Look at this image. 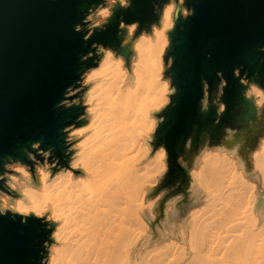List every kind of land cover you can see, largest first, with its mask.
<instances>
[{
  "label": "clouds",
  "instance_id": "1",
  "mask_svg": "<svg viewBox=\"0 0 264 264\" xmlns=\"http://www.w3.org/2000/svg\"><path fill=\"white\" fill-rule=\"evenodd\" d=\"M132 7L133 0H97L73 26L89 50L53 105L76 113L59 129L61 154L37 139L23 159L0 157V218L38 222L35 264H264V129L255 147L229 126L195 149L189 135L188 157L173 159L157 143L178 91L170 34L195 9L188 0H151L154 19L142 24L125 20ZM113 17L118 44H89ZM242 68L232 76L255 110L251 126L264 119V85ZM215 76L214 89L201 78L198 102L200 113L214 106L213 125L227 109L228 82L219 70ZM176 167L186 183L165 182Z\"/></svg>",
  "mask_w": 264,
  "mask_h": 264
},
{
  "label": "water",
  "instance_id": "2",
  "mask_svg": "<svg viewBox=\"0 0 264 264\" xmlns=\"http://www.w3.org/2000/svg\"><path fill=\"white\" fill-rule=\"evenodd\" d=\"M97 0H0V157L5 154L23 159L22 149L40 139L54 145L61 154L59 129L74 118L75 110L56 109L65 86L76 78L79 55L89 48L82 33L73 31L89 6ZM195 15L177 22L170 34L173 65L169 74L177 86L174 106L158 132L175 157L176 147L188 134L218 128L228 117L254 113L250 101L239 96L241 86L232 76L234 67L243 65L241 74L264 85V0H188ZM121 10H117L116 16ZM126 21L154 19L151 0H133L124 10ZM116 17L108 30L89 40L118 44ZM125 55L127 52L121 49ZM205 53H211L206 57ZM91 63V61H89ZM227 80L222 100L227 109L215 119L214 106L199 112L200 80L206 78L214 89L216 71ZM245 104V105H244ZM245 109V110H244ZM195 125V127H193ZM38 222L20 224L0 218V264H35L36 244L43 238Z\"/></svg>",
  "mask_w": 264,
  "mask_h": 264
},
{
  "label": "crops",
  "instance_id": "3",
  "mask_svg": "<svg viewBox=\"0 0 264 264\" xmlns=\"http://www.w3.org/2000/svg\"><path fill=\"white\" fill-rule=\"evenodd\" d=\"M240 110L242 112V109ZM240 110L238 108V114L233 115V118L228 117L221 123V126L218 128H206L202 131L194 130L191 134H188L187 136L191 135L193 138V149H195L198 143L202 142L205 136L211 137L212 141L216 142L219 137L223 134V128L225 126L234 127L238 129L236 140L243 138L246 140V143L250 147H255L257 143V135H259L261 129H264V119H262L258 123H253L251 126H249V121H255V110L254 113L249 117H245L244 115H242V113L239 112ZM186 137H184L183 140L180 142V145L176 147L175 155L184 154L186 158L188 157L189 153H186L183 150V142ZM176 178H181L182 181L186 183V174L178 167L172 170V172L169 174L168 180H166L165 182H171Z\"/></svg>",
  "mask_w": 264,
  "mask_h": 264
}]
</instances>
